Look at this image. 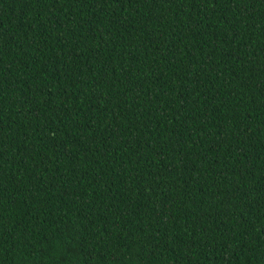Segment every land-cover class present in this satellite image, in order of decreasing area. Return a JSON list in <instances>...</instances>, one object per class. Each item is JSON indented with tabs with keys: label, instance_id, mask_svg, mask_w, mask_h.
Masks as SVG:
<instances>
[{
	"label": "trees",
	"instance_id": "1",
	"mask_svg": "<svg viewBox=\"0 0 264 264\" xmlns=\"http://www.w3.org/2000/svg\"><path fill=\"white\" fill-rule=\"evenodd\" d=\"M0 264H264V0H0Z\"/></svg>",
	"mask_w": 264,
	"mask_h": 264
}]
</instances>
